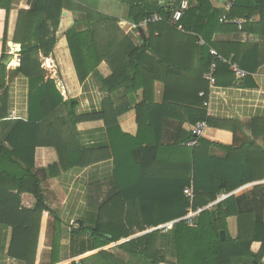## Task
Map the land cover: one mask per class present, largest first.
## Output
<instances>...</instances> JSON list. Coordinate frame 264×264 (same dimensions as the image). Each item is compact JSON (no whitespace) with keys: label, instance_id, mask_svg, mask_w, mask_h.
Masks as SVG:
<instances>
[{"label":"crops","instance_id":"1","mask_svg":"<svg viewBox=\"0 0 264 264\" xmlns=\"http://www.w3.org/2000/svg\"><path fill=\"white\" fill-rule=\"evenodd\" d=\"M188 1L190 10L196 5L197 0ZM211 1L217 9L223 10L229 0ZM232 1L234 5L235 0ZM78 2L118 18L136 43L142 37L139 29L144 32L145 38L148 36V25L133 29L134 24L129 19L130 7L121 0ZM147 2L149 5L167 7L170 0ZM30 7L31 0H12L9 11L0 8V60L7 66L5 85L9 95V117L0 124V145L4 144L7 147L9 144L6 137L10 131V123L16 120L27 121L30 115L31 80L18 71L22 44L14 40L19 13ZM75 18L73 11L67 9L63 11L57 31L58 42L52 55L41 54L42 65L52 66V69L47 71L46 78L56 79L64 98L76 101L75 111L78 116L107 110L112 126L109 127L104 118L79 122L76 127L69 124L66 128L67 134L70 132L74 134L76 131L81 146L91 149L97 160L86 167H73L56 177L48 176L42 181L45 203L55 211L62 222L61 261L56 264H72L75 257H70L71 231L79 227L80 221L95 213L101 203L108 202L111 196H114L119 204H124L126 209L173 208L172 200L180 191L179 185L185 183L187 176L195 167L194 157H197L199 177L201 180L204 179L203 185L209 188L211 193L227 176L234 182L251 178L248 183L232 192L220 190L216 196L214 195L215 200L200 208L201 212L218 207L227 199L230 200L228 208L225 207L229 211H236L227 218L228 232L232 239L239 236L240 219L253 227L256 223L264 224V37L258 32L246 29L245 24L240 29L237 24L230 22L226 24L234 25L233 29L214 34L213 41L218 44V49H215L233 61H236L235 54L240 55L249 64L248 69L241 66L249 74L240 79L236 77L232 86L216 83L210 85L204 78L209 83L208 100L205 102L208 116L218 121L220 126H211L206 121L207 129L199 146L190 147L186 143L191 137V128L194 125L191 121L192 113L201 105L197 98L207 95L205 91L197 92L202 85L199 73L201 58L196 50L191 49V44L184 41L167 42L161 47L157 46L160 47L157 50L164 55L168 49L173 47L179 49L178 59L184 66L188 61L187 55L193 57L188 62L189 72L181 76L187 84L185 86L183 83L179 84L177 89H172L171 93L169 91L170 99L167 102L166 87L159 80L152 82L154 76L152 73L146 74L144 81L149 86L145 91L118 89L108 93L100 84V78H108L112 74L107 62L103 61L97 73L90 74L85 80L80 81L78 78L66 35L74 26ZM259 21V14L250 19L253 24ZM177 29L185 31L183 26ZM193 35L198 37V42L200 39L205 40L200 35L195 33ZM230 42L239 43L237 49L231 47ZM140 43L142 44L141 41ZM12 44L14 46H11ZM199 46L204 47L200 44ZM257 63L259 66L252 70L250 66ZM161 76L165 80H172L166 73ZM191 96L193 101L190 100ZM57 160L55 148L36 149L35 162L38 169L47 167ZM186 187H192L194 191L193 181ZM22 202L28 208H34L37 203L31 193L22 194ZM152 228L147 227L145 231L123 239L122 242L155 231L151 230ZM53 237V214L51 211H44L41 215L35 264H52ZM11 241L12 228L0 223V264H27L25 260L10 254ZM114 246L115 244L105 249L111 250ZM251 249L258 253L261 242L254 241ZM111 251L116 259H110L108 262L99 259L86 261L87 257L97 253L92 251L82 255L83 263L118 264L120 261L123 264H141L137 259H131L124 251L118 249ZM168 259L170 262L175 261L170 254ZM232 262L257 264L250 256H237ZM261 262L264 264V256Z\"/></svg>","mask_w":264,"mask_h":264},{"label":"trees","instance_id":"2","mask_svg":"<svg viewBox=\"0 0 264 264\" xmlns=\"http://www.w3.org/2000/svg\"><path fill=\"white\" fill-rule=\"evenodd\" d=\"M121 1L130 7L129 19L132 24L139 25L155 13L162 16L161 21L148 24V36L145 39L140 37L142 44L140 41L136 43L128 35L124 23L118 18L82 5L78 0H31L30 9L21 10L19 13L14 40L22 44L18 71L31 80L30 115L27 121H12L6 137L9 146L0 145V223L12 228L10 254L25 260L27 264H35L41 215L44 211H51L54 218L52 264L61 261L62 222L55 211L45 203L42 181L48 176L56 177L73 167H86L97 160L91 149L81 146L76 131L74 134L70 131V134H67V126L73 124L76 127L79 122L103 118L109 127L112 126L107 110L78 116L75 111L76 101L64 98L56 79L46 78L47 71L42 65L41 54L52 55L58 42L57 31L65 9L73 11L76 15L74 26L66 35L80 81L90 74L97 73L99 65L105 61L112 74L108 78H100L103 90L108 93L118 89L145 91L149 86L144 81L146 74L152 73V82L159 80L166 87L167 102L170 99L169 91L171 93L172 89H177L179 84H187L181 76L189 72L188 62L193 57L187 55L188 61L184 66L178 59L179 49L173 47L165 51L164 55L157 48L167 42H189L191 49L196 50L201 58L199 73L202 85L197 92L205 91L207 94L197 98L201 105L192 113L191 121L196 124L205 120L211 126H220L218 121L208 116L205 102L208 100L209 83L203 76L213 60L209 53L210 47L218 49V44L213 41L214 34L235 27L221 20L223 10L217 9L211 0H197L196 5L184 13L181 21L172 25V14L181 0H170L167 7L149 5L147 0ZM11 2L12 0H0V8L9 11ZM255 14L260 15V21L253 24L250 19ZM227 16L229 19L245 20L246 29L258 32L264 37V0H235ZM179 26H183L185 31L178 30ZM194 33L202 36L207 46H199L198 37L194 36ZM230 45L237 49L239 43L230 42ZM234 59L240 62L243 68H249L247 61L240 55L235 54ZM258 66L257 63L250 68L255 70ZM6 68L0 60V124L9 117ZM165 73L170 75L172 80H165L161 76ZM235 81L236 76L229 67L220 64L216 73V84L232 86ZM191 98L193 101L192 96ZM38 147L55 148L58 160L38 169L35 162ZM194 166L185 183L179 185L180 191L172 200L173 208L126 209L114 196H111L108 202L101 203L95 213L80 221L78 232L71 231L70 257L97 251L85 260L99 259L108 262L110 259H116L111 250L118 249L128 253L131 259L135 258L141 264H233V258L237 256H250L257 264H262L264 224L256 223L253 227L240 219L239 236L232 239L228 232L227 218L236 211L227 209L230 201L228 199L218 207L201 212L195 225L180 222L167 233L155 230L122 242L123 239L145 231L147 227H157L185 216L189 209L197 210L208 205L222 189L232 192L251 180L243 178L234 182L227 176L211 193V190L203 185L204 179L199 177L197 157H194ZM192 181L194 197L191 200L184 194V188L190 186ZM24 193L34 196L37 201L34 208L23 205ZM203 199L205 201L202 202ZM223 230L227 233L226 239L221 237ZM254 241L261 242L258 253L251 249ZM114 244L113 249H105ZM169 254L175 259L174 262L169 261ZM118 264L123 263L118 261Z\"/></svg>","mask_w":264,"mask_h":264},{"label":"built area","instance_id":"3","mask_svg":"<svg viewBox=\"0 0 264 264\" xmlns=\"http://www.w3.org/2000/svg\"><path fill=\"white\" fill-rule=\"evenodd\" d=\"M233 6V1L229 0L225 3V7L223 9V15L221 17V20L224 22H230V23H235L239 26L240 29L243 28L244 21L243 20H238V19H229L227 16V13L231 10ZM190 8V4L188 0H182L179 4V6L175 9V11L172 14V19L171 22L174 25H177L184 13ZM162 16L159 13H155L152 17L146 18L142 23L139 25L134 24V27L136 30L138 27L142 25H148L153 22L161 21ZM202 46H206L207 42L203 39H200L198 42ZM210 54L213 56V60L208 68V70L204 74V78L210 83V85H215L216 83V73L218 70V67L220 64H226L229 66V69L235 74V76L240 79L246 77L249 73L245 69L241 67V65L233 61L231 59H228L224 57L222 54H220L215 48L210 47L209 49ZM207 129V122L204 121H199L196 124H194L191 128V137L186 143L187 146L190 147H198L200 144V140L202 136L204 135L205 131ZM184 193L187 197L190 199H193L194 197V191L192 187H186L184 190ZM201 213V209L193 210L189 209L188 213L178 219L172 220L170 222L164 223L160 226L153 227L151 230H160L163 232H168L171 230L175 224L180 223V222H186L189 225H195L196 224V218L198 215ZM72 263L74 264H82V256L75 257L72 260Z\"/></svg>","mask_w":264,"mask_h":264},{"label":"water","instance_id":"4","mask_svg":"<svg viewBox=\"0 0 264 264\" xmlns=\"http://www.w3.org/2000/svg\"><path fill=\"white\" fill-rule=\"evenodd\" d=\"M139 30H140V32H142L141 33L142 34V37L145 38V35H144V32L142 31V29H139ZM11 46H14V44H12ZM79 230H80L79 227H76V228L73 229L74 232H78ZM221 236H222V239H225L226 238V232L224 230L221 231Z\"/></svg>","mask_w":264,"mask_h":264},{"label":"rangeland","instance_id":"5","mask_svg":"<svg viewBox=\"0 0 264 264\" xmlns=\"http://www.w3.org/2000/svg\"><path fill=\"white\" fill-rule=\"evenodd\" d=\"M133 29L136 30L135 28H133ZM44 67H45L46 71H50V69H52V66L51 65H47V66H44Z\"/></svg>","mask_w":264,"mask_h":264}]
</instances>
